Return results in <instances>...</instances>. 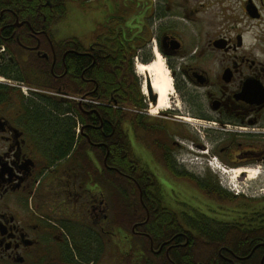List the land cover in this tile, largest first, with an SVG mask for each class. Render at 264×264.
Returning <instances> with one entry per match:
<instances>
[{"label":"flooded vegetation","instance_id":"obj_1","mask_svg":"<svg viewBox=\"0 0 264 264\" xmlns=\"http://www.w3.org/2000/svg\"><path fill=\"white\" fill-rule=\"evenodd\" d=\"M58 22L0 11V264H121L118 251L129 249L118 239L131 245L147 235L143 220L131 232L118 228V184H106L112 171L118 182V169L107 164L105 141L91 136L103 133L102 108L118 123L130 156L121 174L131 175L145 219H209L231 230L264 219V191L218 184L221 192L210 171L193 168L215 157L240 170L242 184L264 168V0H118V67L121 77L132 72L130 106L107 101L85 74L107 57V34L97 25L57 39ZM158 58L172 83L161 108L150 75L136 69Z\"/></svg>","mask_w":264,"mask_h":264},{"label":"trees","instance_id":"obj_2","mask_svg":"<svg viewBox=\"0 0 264 264\" xmlns=\"http://www.w3.org/2000/svg\"><path fill=\"white\" fill-rule=\"evenodd\" d=\"M68 1L70 0H0V11L10 9L20 20L25 19L31 24L49 25L66 17ZM77 1L80 4L88 2L87 0ZM110 17L109 22L104 21L98 24L99 27L96 31V33L102 31L103 34H107L106 39L109 44L107 57L100 59L99 62L86 70L85 74L98 82L99 90L103 92L107 101L110 95H113L117 102L119 98H122L124 104L130 106L132 103V72L128 69L124 72L123 77L120 75L118 15L113 14ZM77 62L74 71H78L79 67L83 65L82 59H78ZM2 87L4 86L0 85V88ZM120 87L123 88L121 92ZM101 114L105 119L103 133L93 131L91 136L105 141L109 150L107 164L118 169V182L115 181L117 175L114 171L107 172L106 175V184L111 189L115 183L118 184L119 214L124 219L123 221L118 220L127 226L125 231L128 232H131L136 220H143L145 223L140 230L147 234V237L134 236V244L127 245L129 251L118 252L121 264H232L231 260L242 264H260L264 255V245H259L254 252L251 250L254 244L264 243V219L247 220L241 228L233 227V230L221 222L215 223L209 219H203L202 222L199 219H186V223H182L179 219H145L144 208L137 197V190L133 187L131 175L121 174L123 170H129L127 159H130V156L128 154L126 157L123 152L124 143L118 123L114 124L111 112L107 108H102ZM92 119L96 122L98 120L95 115H92ZM215 186L222 192L216 182ZM198 232L203 233L202 237L198 239L192 236L193 233ZM177 233L180 235L174 238ZM134 240L139 241L134 242ZM221 246L231 249L238 257L227 253L224 248L218 251ZM160 247L161 250L157 252ZM168 247L169 250H167ZM135 250L138 251V255ZM196 250L199 254L195 255ZM250 252L251 254H249ZM238 258H242V260H238ZM262 264H264V258Z\"/></svg>","mask_w":264,"mask_h":264},{"label":"rangeland","instance_id":"obj_3","mask_svg":"<svg viewBox=\"0 0 264 264\" xmlns=\"http://www.w3.org/2000/svg\"><path fill=\"white\" fill-rule=\"evenodd\" d=\"M87 1L88 2L86 4H80L77 0L68 1L66 6L68 10L66 17L53 26L55 38L62 39L72 36L83 37L87 35L90 31H92L99 23H102L104 21L109 22L111 18L110 16H112L113 14L118 15V0H87ZM198 160L200 161V158ZM193 168H195V170L198 171H201L203 169L201 164ZM203 170L209 171L210 169H203ZM227 171L229 175L232 176L230 177L228 175L225 174L224 175L230 177L231 179H234L232 178L234 176L233 174L234 171L230 169H228ZM210 173L212 174V177L214 180H216V182H218L219 180L222 181L219 175L213 174L211 170ZM245 183L246 184H242L241 181H238L237 183L238 191H241V187L242 189H245V186L248 185L249 183L252 189L255 187V189L258 190V193H263L259 191H264V168L261 169V172L257 178L252 179L248 177V180L245 181ZM108 199L111 201V203L112 202L114 203L112 196H110ZM218 203L221 205V206L219 205L220 207L236 206V202L227 203V201L225 202L223 201ZM133 215L135 217V212ZM118 219L122 221L124 220L123 217L120 216L119 214V206H118ZM118 224H119L118 228H121L124 231L127 229V226L123 223H120L119 220H118ZM120 225H122L123 227ZM138 241L139 240H134V242H138ZM123 243L124 240L118 239V248H121V251L126 250L128 248L127 245H123ZM194 253L195 255L199 254L198 250H196V252Z\"/></svg>","mask_w":264,"mask_h":264},{"label":"bare ground","instance_id":"obj_4","mask_svg":"<svg viewBox=\"0 0 264 264\" xmlns=\"http://www.w3.org/2000/svg\"><path fill=\"white\" fill-rule=\"evenodd\" d=\"M136 69L141 75H143V73H148L150 75L152 88L158 95V107H165L168 101L167 95L171 90L172 83L162 59L158 58L147 65L138 63ZM144 90L146 91L145 88ZM259 173L260 172L257 169H254L249 172L248 176L252 179H255L258 177ZM233 174L234 176L232 178L236 179L240 174V170L234 171Z\"/></svg>","mask_w":264,"mask_h":264},{"label":"water","instance_id":"obj_5","mask_svg":"<svg viewBox=\"0 0 264 264\" xmlns=\"http://www.w3.org/2000/svg\"><path fill=\"white\" fill-rule=\"evenodd\" d=\"M149 86H150V83H149ZM161 250V247L159 248V250L157 251V252H159ZM246 258V257H245ZM263 258H264V255L262 256V258H261V261H260V264H262V262H263Z\"/></svg>","mask_w":264,"mask_h":264}]
</instances>
